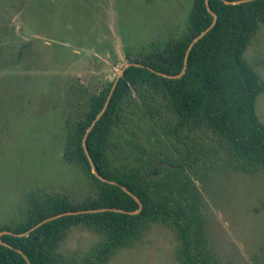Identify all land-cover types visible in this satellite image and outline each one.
Masks as SVG:
<instances>
[{
    "label": "trees",
    "instance_id": "trees-1",
    "mask_svg": "<svg viewBox=\"0 0 264 264\" xmlns=\"http://www.w3.org/2000/svg\"><path fill=\"white\" fill-rule=\"evenodd\" d=\"M209 4L217 21L190 49L214 21L206 0H194L188 28L180 36L154 44L134 59L127 53L131 62L145 66L126 68L115 86L116 78L87 99L79 118L67 120L63 155L84 171L92 193L81 199L60 193L32 195L24 214L0 225V231H29L24 236L2 235L4 242L24 254L0 243V264H109L121 247L138 240L157 221L177 233V256L183 264H220L208 247L197 175L212 163L248 173L264 170V122L257 111L264 77L245 57L264 24V0L235 4L209 0ZM188 50L180 76L167 77L149 68L179 75ZM107 100L86 145L97 171L131 190L141 200V210L65 214L31 230L68 211L140 208L121 185L103 181L93 172L85 151L87 130ZM141 115L151 126L152 149L132 138V124ZM123 140L136 149V163L117 158L115 146ZM78 225L100 234L80 262L59 251Z\"/></svg>",
    "mask_w": 264,
    "mask_h": 264
},
{
    "label": "rangeland",
    "instance_id": "rangeland-1",
    "mask_svg": "<svg viewBox=\"0 0 264 264\" xmlns=\"http://www.w3.org/2000/svg\"><path fill=\"white\" fill-rule=\"evenodd\" d=\"M194 0H0V225L24 214L32 195L92 193L84 171L63 153L68 119L118 77L131 58L188 28ZM245 57L264 77V24ZM264 122V93L257 98ZM132 138L154 146L144 115ZM130 134H128L129 138ZM209 142H212L208 139ZM120 162L136 163L123 140ZM197 175L210 252L220 264H264V170L212 163ZM100 234L73 227L59 247L80 262ZM175 230L153 222L109 264H183Z\"/></svg>",
    "mask_w": 264,
    "mask_h": 264
},
{
    "label": "water",
    "instance_id": "water-1",
    "mask_svg": "<svg viewBox=\"0 0 264 264\" xmlns=\"http://www.w3.org/2000/svg\"><path fill=\"white\" fill-rule=\"evenodd\" d=\"M223 1H224L225 3H227V4H235V3H241V2L250 1V0H223ZM206 4H207V7H208L209 12L212 13L213 16H214V21H213L212 25H211L207 30H205L203 33H201L197 38H195V39L193 40V42L191 43L189 49H190L191 46L194 44V42L197 41V40H198V39H199L204 33H206V32H207V31H208V30H209V29L215 24V22L217 21V17H218V15H217V13L211 8V6H210V4H209V0H206ZM188 54H189V50L187 51V54H186L185 67H184L183 71H182L179 75H170V74H166V73H163V72H161V71L155 70V69L152 68V67H149V68H150L151 70H153V71H155V72H157V73H159V74H161V75L167 76V77H176V76H180V75H182V74L185 72V68H186V66H187V58H188ZM132 65H134V66H145V64L140 63V62H129L127 65H125V67L122 69V71L120 72V74H119L118 77L116 78V81L114 82V86H115V84L117 83V81L119 80V78L124 74V71L126 70V68H128L129 66H132ZM114 86H113V88H114ZM110 96H111V95H110ZM109 98H110V97H109ZM108 100H109V99H108ZM108 100H107V102H106V104H105L104 109L98 114V116L96 117V119L93 121V123L91 124V126H90L89 129L87 130V133H86V135H85V137H84V147H85V151H86V153H87V155H88V158H89V160H90V162H91V164H92L93 172H94V173H95L100 179H102L103 181H107V182H110V183H113V184L121 185L120 183H118V182H116V181L109 180L108 178H105L103 175H101V174L97 171V168H96V166H95V164H94V162H93V160H92V157H91V155H90V153H89V151H88L87 145H86V138H87V135H88L89 131L91 130V128H92V127L94 126V124L96 123V121L100 118V116H101L102 113L104 112V110H105V108H106V106H107V104H108ZM121 187H122L123 189H125L130 195H132L133 197H135V199H136V200L139 202V204H140V208H139V209H137V210H135V211H128V210L120 209V208H103V209H85V210H77V211H68V212H66V213H62V214H58V215L51 216V217H49V218H47V219L41 221L40 223H38L37 225H35L31 230L35 229L36 227L40 226L42 223H44V222H46V221H48V220H51V219L57 218V217H59V216H61V215H65V214H77V213L92 212V211H99V210H115V211L125 212V213H138V212L141 210L142 206H143L141 200H140V199H139V198H138V197H137V196H136L131 190H129L126 186L121 185ZM6 233H7V234H14V235H16V236H24V235L28 234L29 231H28V232H14V231H12V230H2V231H0V243H2L3 245L8 246V247H10V248H14V249H16L17 251H19L20 253L24 254V252H23L21 249L16 248V247L12 246L11 244H8V243H6V242H4V241L2 240V235H3V234H6Z\"/></svg>",
    "mask_w": 264,
    "mask_h": 264
}]
</instances>
